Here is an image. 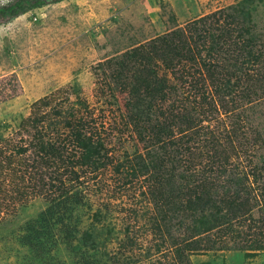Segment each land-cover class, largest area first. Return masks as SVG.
I'll return each instance as SVG.
<instances>
[{
	"label": "rangeland",
	"instance_id": "rangeland-1",
	"mask_svg": "<svg viewBox=\"0 0 264 264\" xmlns=\"http://www.w3.org/2000/svg\"><path fill=\"white\" fill-rule=\"evenodd\" d=\"M13 1L0 0V7ZM231 6L238 8L244 27L264 33V0H63L0 21V264L27 263L29 252L17 240L20 228L47 207L46 195H53L49 177L42 175L41 180L39 167L38 183L33 178L31 164L38 160L34 159L35 139L42 136L72 158L73 144L65 122L76 118L82 119L90 151L95 150L99 163H105L97 172L81 177L79 184L71 181L83 197L74 211L80 217L72 243L76 249L87 252L90 258V253H96L93 259L103 255L108 260L116 257L118 261L119 257L124 264H167L173 254L170 245L193 235L192 240H199L206 249L193 252L191 264H264V222H259L258 207L252 210L253 218L235 219L231 226L211 228L206 233L195 230L199 209L157 214L148 189L152 176L149 169L145 172L156 147L149 144L148 134L143 136L142 130L147 132L143 122L134 127L133 109L127 106L132 100L111 76L116 70L114 62L125 51L213 12L216 16L224 9L230 12ZM187 69L191 70L185 66ZM194 74L189 77L202 78V74ZM168 78L177 87L176 93L156 109L170 110L175 100L177 107L172 109L182 113L192 106L193 98L199 100L193 89L181 87L170 73ZM206 86L203 89L210 94V101L225 103V111L240 108L225 113L217 105L210 121L202 126L207 136L214 135L220 147L229 152L225 132L241 128L243 134L238 133L239 139L233 141L228 168L242 179L249 175L245 182L252 186V173L264 172V93L250 97L247 92L246 97L244 84L231 83L228 88L233 92L222 95ZM43 99L46 106L37 104ZM40 115L44 120L38 126L33 121ZM173 130V142H179V131ZM25 147L28 151L19 153ZM191 149L195 160L191 164L182 160L181 173H197L206 162L197 157V153L205 157L206 147L196 143ZM8 156L9 164L3 159ZM216 178L226 185L225 176ZM179 179L176 177L172 186L183 185ZM261 184L264 177L257 182ZM28 185L37 194L28 196ZM257 238L261 247L254 250ZM55 252L62 264H76L64 244Z\"/></svg>",
	"mask_w": 264,
	"mask_h": 264
},
{
	"label": "trees",
	"instance_id": "trees-1",
	"mask_svg": "<svg viewBox=\"0 0 264 264\" xmlns=\"http://www.w3.org/2000/svg\"><path fill=\"white\" fill-rule=\"evenodd\" d=\"M61 1L63 0H14L0 7V21L16 18L48 3ZM225 10L219 12V14L222 12L220 16H216L217 13L213 12L209 16L187 23L183 28L178 27L125 51L120 59L114 62L116 70L111 74L117 86L127 91L132 100L127 103V106L133 109L131 110L132 114L134 113L132 116L134 127H137L139 122H143L147 132L142 130L144 133L142 135L148 134L149 144L153 148L156 147L155 150L159 155L161 154L159 156L152 150V159L146 162L145 170L147 173L149 169L152 176L148 189L157 214L163 212L165 215V213H174L176 210H186V208L199 209L200 222L195 230L201 233L227 224L231 226L235 219L249 220L253 218L251 213L255 207L261 211L259 222H264V184L257 185L259 179L264 177V172L252 173L253 185L250 186L245 182V180L248 181L249 175L242 179L237 176L238 173H235L234 169L228 168L234 150L233 141L239 139L238 133L241 136L243 134L241 128H231L225 132L226 140L231 146V152H229L220 147L214 135L207 136V131H204L202 126L203 122L210 121L218 105L214 99L213 102L210 101V94L203 89L205 84H207L206 87L211 85L217 94L221 92L222 95L233 92L234 89L228 88L231 83L234 86L244 84L245 94L248 92L250 97L255 96L259 91L264 93V33H256L252 27H244L240 19L242 15L237 12L236 6H231L230 12L225 13ZM212 19L215 22L209 21ZM235 33L238 34L235 35ZM202 52L205 53L204 56ZM247 63L251 64L250 68L245 67ZM185 66L191 70H185ZM195 66L196 68H192ZM161 69L163 73H160ZM168 73L178 80L181 87L191 88L196 95H199V100L193 98L192 106L184 109L182 113L173 110L177 107L175 100L170 106L173 109H156L158 104H165L170 100L171 95L176 93L177 87L171 83ZM194 73L202 74V78L189 77V75H195ZM199 85L200 87H197ZM44 100L36 103L46 106L48 103ZM206 104L211 108L206 110ZM218 107L225 111L226 105L220 102ZM237 109L234 107L225 113L236 112ZM237 116L240 117L239 114ZM39 117V120L33 121L38 126L43 123L44 115ZM160 117L163 119L161 120ZM76 119L78 122H65L70 130V139L73 144L72 158L63 154V152L66 154L64 148L55 147L51 141L44 140L42 136L36 138L33 144L36 156L34 159L38 158L31 164V170L34 171L33 178L38 183L39 167L40 179L42 180V175H48V187L53 195H46L49 203L47 207L36 217L27 220L20 228L17 240L29 252L26 264H62L55 252L61 243L66 246L71 256H74L73 260L76 264H101L102 262L124 264L119 257L118 261L116 257L108 260V256L104 258L103 255L101 258L93 259L96 253H90L91 258L87 257V252L76 249L77 246L72 244L78 232L80 218L74 211L81 204L83 197L75 190V186L71 185V181L79 184L80 178L84 175L95 173L105 167V163H99L97 160L95 150L90 151V144L87 143L90 139L82 133V119ZM174 127L179 131V142H173ZM196 143L206 147L205 157L197 153V157L204 158L206 162L201 165L197 173H187L185 170L186 174L179 172L182 160L185 159L191 164L195 158L196 153L191 148ZM181 145L183 148H180ZM168 146H172L177 154H173ZM167 148L169 151H166ZM26 151L28 149L25 147L19 150V153ZM180 153H186V155L181 154L179 159ZM3 159L10 163V156ZM199 163H202L201 159ZM159 169H162L160 173ZM79 170L80 173H78ZM218 175L220 178L226 177V185L218 182L216 178ZM176 177H180L179 180L183 185L172 186ZM45 184L44 181L42 187ZM26 189L28 196L37 194L29 190V185ZM32 189L34 190L35 186ZM156 228L159 229V226L156 225ZM187 237L181 243L170 245L173 248V254L167 264H191L189 258L192 253L206 249L202 248L199 240H192L195 236ZM258 238V246L254 244L257 246L254 250H259L261 247L259 244L261 240ZM198 239L201 240V238ZM208 250H212L210 246ZM120 255L125 257L124 253Z\"/></svg>",
	"mask_w": 264,
	"mask_h": 264
}]
</instances>
